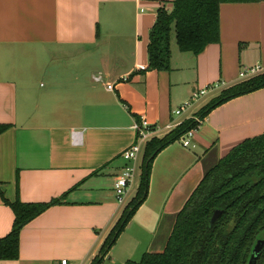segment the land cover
<instances>
[{"label": "crops", "instance_id": "crops-1", "mask_svg": "<svg viewBox=\"0 0 264 264\" xmlns=\"http://www.w3.org/2000/svg\"><path fill=\"white\" fill-rule=\"evenodd\" d=\"M173 7L174 0H0V125L10 126L0 134V189L10 202L62 201L22 230L19 259L0 264H92L127 206L118 204L115 182L126 165L122 153L137 141L135 123L146 117L154 137H164L240 83L244 68H264L258 2L222 4L221 41L200 55L181 52L174 35L171 70H139L149 67L159 11ZM218 82L209 101L175 115ZM262 134L264 89L215 108L190 146L180 139L165 148L153 162L147 200L102 264L163 253L208 171ZM14 221L0 193V239Z\"/></svg>", "mask_w": 264, "mask_h": 264}, {"label": "trees", "instance_id": "trees-1", "mask_svg": "<svg viewBox=\"0 0 264 264\" xmlns=\"http://www.w3.org/2000/svg\"><path fill=\"white\" fill-rule=\"evenodd\" d=\"M258 2L264 0H174L171 12L159 11L150 32L148 69L171 70L174 35L179 50L194 55H200L209 45L219 43L222 4ZM261 89H264V72L222 91L200 110L198 118L204 120L225 102ZM9 127L0 125V134ZM195 128L197 122L189 120L164 137H154L147 143L137 194L124 209L92 264L103 263L147 200L156 157ZM0 193L15 214L11 232L0 239V261H13L19 259L21 232L25 226L62 201L24 203L17 199L10 202L1 189ZM261 240H264V134L239 144L208 171L179 213L163 253H145L141 261L129 260L126 264H249L251 254ZM257 264H264V248Z\"/></svg>", "mask_w": 264, "mask_h": 264}, {"label": "built area", "instance_id": "built-area-1", "mask_svg": "<svg viewBox=\"0 0 264 264\" xmlns=\"http://www.w3.org/2000/svg\"><path fill=\"white\" fill-rule=\"evenodd\" d=\"M139 70L146 71L148 67L146 66H139ZM264 72V68L262 66H252L244 68L240 72V79L246 80L249 78H252L254 76H257ZM130 79L129 76H125L121 79V82H128ZM96 82H103L102 76H96L95 77ZM223 86V83H215L213 85L206 86L199 91L193 93L191 100L185 103L181 108L174 111L176 116L183 115L188 109H190L194 104L199 103L203 98H205L209 93L220 90ZM109 90H114V85L109 84L108 85ZM197 122V127L201 125V119L195 118L194 119ZM135 131L137 132V141L134 145L129 147L127 150H125L122 153V158L126 162V165L122 172L117 176L116 182H115V192H116V198L117 202L120 205H124L127 203L128 197L131 194L139 168V160L141 158V155L143 154L145 147L147 143L157 134L158 130L155 126H153L146 117H141L140 120H138L135 123L134 126ZM197 128L189 131L182 139L185 147H188L191 145V138L193 137L195 131ZM59 264H71L68 259H62Z\"/></svg>", "mask_w": 264, "mask_h": 264}, {"label": "rangeland", "instance_id": "rangeland-1", "mask_svg": "<svg viewBox=\"0 0 264 264\" xmlns=\"http://www.w3.org/2000/svg\"><path fill=\"white\" fill-rule=\"evenodd\" d=\"M219 92V91H218ZM217 94V93H216ZM216 96V95H215ZM214 96V97H215ZM206 99V98H205ZM204 99V100H205ZM211 98L210 97H208L207 99H206V101H204V102H200V104L201 105H203V104H205V102H207V101H209ZM200 105V106H201ZM202 109V108H201ZM200 109V110H201ZM144 155V152H143V154L141 155V156H143ZM141 178H142V162L140 161V167L138 168V173H137V182H136V184H135V188H134V190L132 191V193L129 195V197H128V200H127V205L134 199V197L136 196V194H137V192H136V190H137V188H138V185L140 184V180H141ZM122 247V246H121ZM121 247H119V249H118V251H121L120 249H121ZM145 254V253H144ZM142 256L143 255H140V254H137V256L135 257V260H136V262H139V261H141V259H142ZM135 260H133V261H135Z\"/></svg>", "mask_w": 264, "mask_h": 264}, {"label": "flooded vegetation", "instance_id": "flooded-vegetation-1", "mask_svg": "<svg viewBox=\"0 0 264 264\" xmlns=\"http://www.w3.org/2000/svg\"><path fill=\"white\" fill-rule=\"evenodd\" d=\"M260 247V249H258ZM264 248V240H261L257 243L256 247L254 248L252 254H251V258H250V261H249V264H257L258 263V260H259V257L261 255V252ZM257 249V252H260V253H257L256 252V257L257 259H254L253 258V254H254V251Z\"/></svg>", "mask_w": 264, "mask_h": 264}, {"label": "water", "instance_id": "water-1", "mask_svg": "<svg viewBox=\"0 0 264 264\" xmlns=\"http://www.w3.org/2000/svg\"><path fill=\"white\" fill-rule=\"evenodd\" d=\"M217 216H218V214L215 216L214 220L217 218ZM258 249H260V247ZM256 252H257V249L254 251V254H253L254 259H257ZM257 253H260V252H257Z\"/></svg>", "mask_w": 264, "mask_h": 264}]
</instances>
